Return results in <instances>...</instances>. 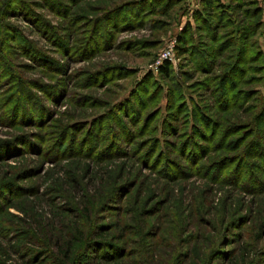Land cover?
<instances>
[{
  "label": "rangeland",
  "instance_id": "rangeland-1",
  "mask_svg": "<svg viewBox=\"0 0 264 264\" xmlns=\"http://www.w3.org/2000/svg\"><path fill=\"white\" fill-rule=\"evenodd\" d=\"M203 1L0 0V264H264V0Z\"/></svg>",
  "mask_w": 264,
  "mask_h": 264
},
{
  "label": "trees",
  "instance_id": "trees-1",
  "mask_svg": "<svg viewBox=\"0 0 264 264\" xmlns=\"http://www.w3.org/2000/svg\"><path fill=\"white\" fill-rule=\"evenodd\" d=\"M208 6L210 7L211 6V9L215 10V7H217V9L221 12L220 15H217L215 16V20L220 22L222 24L223 27H231L233 25V28L235 27V24L233 23V21L231 20V18H228V15L226 14L228 12V9H231V7H228V6H225L221 3L220 0H204L202 2V10H203V13H200V12H195L194 13V19H195V22L196 23H204L205 25L207 24L208 26V23L206 20L209 21V18H210V15L209 14V10L208 9ZM250 17V16H249ZM213 27V26H212ZM238 30L235 31L237 32L238 36L239 34H246V32H248V34H250L249 32V28L246 26V27H240V28H237ZM242 29V30H241ZM191 30L190 26L187 25L184 32H183V35L181 34L179 36V44H181V47L179 46L178 47V50L179 51H183V53H190V50L185 48L184 47V44L186 42H188V39L191 38L192 40V37H190V34H189V31ZM186 35H189V38H187L188 36ZM234 37V35H232ZM185 49V50H184ZM215 51V50H213ZM203 54V56H202ZM201 55L197 56V62H196V65L199 67V68H202L205 66L206 64V67L209 66V62L206 60V56H205V53H202ZM238 66V65H236ZM159 72L162 76L164 77H167L169 75V65L166 63L164 65H162L160 68H159Z\"/></svg>",
  "mask_w": 264,
  "mask_h": 264
},
{
  "label": "built area",
  "instance_id": "built-area-1",
  "mask_svg": "<svg viewBox=\"0 0 264 264\" xmlns=\"http://www.w3.org/2000/svg\"><path fill=\"white\" fill-rule=\"evenodd\" d=\"M168 57V54L162 56L161 60L157 62V64L155 65V69L158 68V66L160 65V63L162 62L163 59L167 58Z\"/></svg>",
  "mask_w": 264,
  "mask_h": 264
}]
</instances>
